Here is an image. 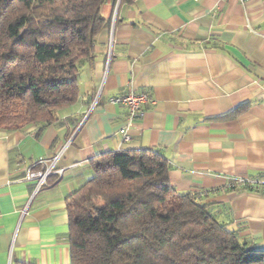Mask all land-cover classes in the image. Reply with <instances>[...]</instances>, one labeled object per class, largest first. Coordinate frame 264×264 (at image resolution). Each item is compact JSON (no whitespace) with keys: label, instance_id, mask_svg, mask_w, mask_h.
Listing matches in <instances>:
<instances>
[{"label":"crops","instance_id":"crops-1","mask_svg":"<svg viewBox=\"0 0 264 264\" xmlns=\"http://www.w3.org/2000/svg\"><path fill=\"white\" fill-rule=\"evenodd\" d=\"M103 15L77 103L50 124L0 128V264H71L66 200L92 160L127 151L159 152L178 192H206L218 220L264 250V195L235 184L264 183V0H126ZM130 93L152 100L132 126L111 102ZM59 154L62 173L35 195L27 171Z\"/></svg>","mask_w":264,"mask_h":264},{"label":"trees","instance_id":"trees-1","mask_svg":"<svg viewBox=\"0 0 264 264\" xmlns=\"http://www.w3.org/2000/svg\"><path fill=\"white\" fill-rule=\"evenodd\" d=\"M124 1L0 0V128L50 124L77 103L79 70L110 26L103 8ZM91 169L66 200L71 264H264L202 192L172 186L159 152H110Z\"/></svg>","mask_w":264,"mask_h":264},{"label":"built area","instance_id":"built-area-1","mask_svg":"<svg viewBox=\"0 0 264 264\" xmlns=\"http://www.w3.org/2000/svg\"><path fill=\"white\" fill-rule=\"evenodd\" d=\"M238 1L241 4H245L249 0H238ZM117 5H119V2ZM111 102L113 104L121 105L127 109L129 126H132L133 123L143 115L144 107L151 104L152 100L150 95L147 93H141V94L130 93L112 99ZM127 132L128 131H125L124 133L123 143H127L129 141V136ZM61 155L62 154H59L51 161H46L41 159L34 166H32V168H30L27 171L24 181L35 185V192H34L35 195L38 194L43 188L48 186V180L50 177H52L55 174L62 173V172H57L55 170L56 164L59 158L61 157ZM235 184H238L242 187H251L254 188V190L264 189V183L248 182L246 180H236ZM207 195L208 194L206 192L201 193L202 197Z\"/></svg>","mask_w":264,"mask_h":264}]
</instances>
